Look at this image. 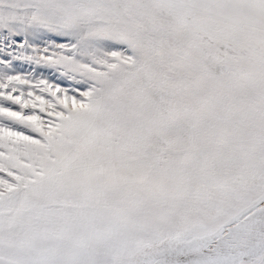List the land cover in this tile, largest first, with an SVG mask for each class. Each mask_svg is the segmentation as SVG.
<instances>
[{
    "label": "snow or ice",
    "instance_id": "1",
    "mask_svg": "<svg viewBox=\"0 0 264 264\" xmlns=\"http://www.w3.org/2000/svg\"><path fill=\"white\" fill-rule=\"evenodd\" d=\"M0 264H264V0H0Z\"/></svg>",
    "mask_w": 264,
    "mask_h": 264
}]
</instances>
